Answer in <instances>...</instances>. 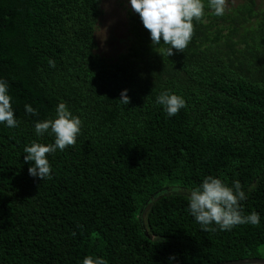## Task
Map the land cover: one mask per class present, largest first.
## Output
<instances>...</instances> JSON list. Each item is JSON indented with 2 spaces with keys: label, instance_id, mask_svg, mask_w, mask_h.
Returning a JSON list of instances; mask_svg holds the SVG:
<instances>
[{
  "label": "trees",
  "instance_id": "obj_1",
  "mask_svg": "<svg viewBox=\"0 0 264 264\" xmlns=\"http://www.w3.org/2000/svg\"><path fill=\"white\" fill-rule=\"evenodd\" d=\"M204 4L188 47L170 57L129 6V45L111 59L97 52L101 0H0V79L19 122L0 124V264L264 257V0H225L222 16ZM164 91L186 101L173 117L155 102ZM61 102L82 129L37 179L24 148L54 142L34 126ZM207 176L238 180L243 214L260 224L201 230L188 194Z\"/></svg>",
  "mask_w": 264,
  "mask_h": 264
},
{
  "label": "clouds",
  "instance_id": "obj_2",
  "mask_svg": "<svg viewBox=\"0 0 264 264\" xmlns=\"http://www.w3.org/2000/svg\"><path fill=\"white\" fill-rule=\"evenodd\" d=\"M131 10L139 15L143 27L149 32L152 45L161 43L168 45L167 55L170 57L176 51H184L194 34L193 21L201 20L204 15V0H127ZM207 7L216 16L225 13V0H207ZM118 101L123 105L130 103L128 90L120 93ZM162 106L168 117L175 116L186 107L185 99L175 93L164 91L155 101ZM26 113L36 115L37 110L31 105L24 106ZM9 94V85L0 79V124L6 128L18 127ZM82 129V120L74 115L66 103L56 106L55 118L39 121L34 126L35 134L42 137L45 133L54 135V142L43 144L32 141L24 148V163L30 164L29 175L37 179H47L51 176L49 156L57 150L64 151L68 146L75 145ZM240 182L233 181L231 186L220 178L207 176L199 187L188 194L187 211L207 231H231L242 224L257 226L260 215L257 212L243 214L241 202L246 199ZM175 258H170L169 264ZM81 264H107L100 256H85Z\"/></svg>",
  "mask_w": 264,
  "mask_h": 264
},
{
  "label": "rangeland",
  "instance_id": "obj_3",
  "mask_svg": "<svg viewBox=\"0 0 264 264\" xmlns=\"http://www.w3.org/2000/svg\"><path fill=\"white\" fill-rule=\"evenodd\" d=\"M103 10L95 39L97 52L111 59L126 51L129 45L127 8L125 0H101Z\"/></svg>",
  "mask_w": 264,
  "mask_h": 264
},
{
  "label": "water",
  "instance_id": "obj_4",
  "mask_svg": "<svg viewBox=\"0 0 264 264\" xmlns=\"http://www.w3.org/2000/svg\"><path fill=\"white\" fill-rule=\"evenodd\" d=\"M217 264H264V257H250L236 260L221 261Z\"/></svg>",
  "mask_w": 264,
  "mask_h": 264
}]
</instances>
